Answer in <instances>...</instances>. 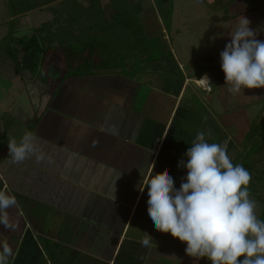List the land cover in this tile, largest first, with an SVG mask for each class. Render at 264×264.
<instances>
[{"label":"crops","instance_id":"obj_1","mask_svg":"<svg viewBox=\"0 0 264 264\" xmlns=\"http://www.w3.org/2000/svg\"><path fill=\"white\" fill-rule=\"evenodd\" d=\"M199 1L203 15L172 3L166 26L153 1L130 0L122 10L138 9L142 56H117L53 91L42 82L8 86L11 97L0 98L7 141L18 142L35 118L32 132L54 159L14 164L8 145L0 148V190L18 201L8 209L16 229L0 225L9 264H196L186 243L155 229L141 176L154 163L153 174L167 169L178 189L187 175L178 163L201 131L211 130L209 143L226 141L233 162L264 108V88L228 91L220 59L242 15L264 41V0ZM205 74L211 91L196 84ZM145 233L149 247L141 245Z\"/></svg>","mask_w":264,"mask_h":264},{"label":"clouds","instance_id":"obj_2","mask_svg":"<svg viewBox=\"0 0 264 264\" xmlns=\"http://www.w3.org/2000/svg\"><path fill=\"white\" fill-rule=\"evenodd\" d=\"M250 23L242 15L220 52L221 69L232 94L264 88V41L256 38ZM198 82L211 91L206 74ZM206 137H212L211 130L199 132L186 152L187 161H179L178 167L186 168L187 175L178 189L167 169L153 174L154 163L142 174L139 190L147 188L148 215L157 231L186 243L190 257L207 258L211 264H264V221L257 218L256 201L250 198L251 174L242 164H233L226 141L209 143ZM97 144L93 141L92 146ZM8 149L14 164L32 157L37 163H54L30 131L19 142L9 137ZM17 204L14 195L0 190V225L7 230L17 227L8 213ZM151 240L145 233L142 247H149ZM12 256L9 244H0V264H9Z\"/></svg>","mask_w":264,"mask_h":264},{"label":"trees","instance_id":"obj_3","mask_svg":"<svg viewBox=\"0 0 264 264\" xmlns=\"http://www.w3.org/2000/svg\"><path fill=\"white\" fill-rule=\"evenodd\" d=\"M8 10L9 30L6 33V53L15 62L19 71L32 75L43 70L41 82L50 84L46 63L56 55L57 64L65 69L62 79L88 75L97 66H106L117 56L134 54L141 45L142 35L139 18L133 6L108 14L102 0H5ZM166 26L169 25L173 0H153ZM137 3V2H136ZM47 8L51 18L32 28L29 35L14 36L11 28L15 19L34 9ZM113 57V58H110ZM121 61V60H120ZM43 74V73H42ZM35 118L26 121V132L33 131ZM19 142V141H18ZM8 143L7 140L4 141ZM3 145L0 146V148ZM264 108L258 122L254 123L249 138L244 142L242 153L233 164H242L251 174L248 185L250 197L254 180L260 181L263 194L262 209L258 219L264 221ZM241 259V258H240Z\"/></svg>","mask_w":264,"mask_h":264},{"label":"rangeland","instance_id":"obj_4","mask_svg":"<svg viewBox=\"0 0 264 264\" xmlns=\"http://www.w3.org/2000/svg\"><path fill=\"white\" fill-rule=\"evenodd\" d=\"M103 1L105 8L107 9L108 12L120 11L124 9L127 6V4H129L130 2V0H103ZM140 1L143 4L148 2L152 3L153 0H140ZM116 2H118V4ZM173 3L175 4V7H177L178 9L180 8L185 9L187 6L191 5L192 8H198L196 12L202 13V15L204 10H206L205 8H207V7L203 8L202 5L203 3H201V1L199 0L196 1L175 0L173 1ZM48 17H49V12H47L46 9H34L28 12L26 15H22L15 19V23L11 28V33L14 36L29 35L34 26H38L40 23L48 19ZM7 21H8L7 4L5 0H0V66L1 69H3L0 70V98H2L1 100L5 99V97L2 96L3 93L5 95L8 94L9 95L8 98L11 97L12 92L9 90L8 87L9 85H14V84L23 85L28 88L30 83L41 82V77L44 75L43 70L41 71L39 69L36 70V72L32 75L27 71H19L18 68L17 70L15 68L14 71L17 73L16 76H18L17 80L14 81L13 77H10V73L15 66V62L13 60L11 61L10 60L11 57L8 56L6 53V46L8 45V41L6 39V33H8V30L10 29L9 28L10 25L9 23H7ZM166 29H168V27H166ZM55 60H56V55L50 59L47 65L49 75L54 77L56 76V72H57L55 68ZM46 87L50 89V84H47ZM8 98H6L3 102L8 100ZM4 109H5L4 104L0 103V146L5 145L4 141L7 140L6 131L10 125V119L7 115V112H5ZM263 165H264L263 162L257 164L256 169L263 168ZM262 194H263L262 185L259 180L255 179L254 190L250 198L256 201L257 218L259 217V214L262 209V203L260 201V197L262 196ZM241 259H243V257H241ZM194 261L196 264H211L210 260H205L204 258H199V259L195 258Z\"/></svg>","mask_w":264,"mask_h":264},{"label":"water","instance_id":"obj_5","mask_svg":"<svg viewBox=\"0 0 264 264\" xmlns=\"http://www.w3.org/2000/svg\"><path fill=\"white\" fill-rule=\"evenodd\" d=\"M54 56L55 55L51 56V58L54 57ZM50 59L46 63V74L50 78V89L49 90L50 91H53L58 86V84L62 81L63 75L65 73V69H62L57 64V61H56L57 60V57H56V60H55V68L57 70L56 76L54 77V76L49 75V73H48V66L47 65H48V62L50 61Z\"/></svg>","mask_w":264,"mask_h":264},{"label":"built area","instance_id":"obj_6","mask_svg":"<svg viewBox=\"0 0 264 264\" xmlns=\"http://www.w3.org/2000/svg\"><path fill=\"white\" fill-rule=\"evenodd\" d=\"M201 78V77H200ZM200 78H198L197 80H196V84L198 85V86H200L199 85V82H198V80L200 79ZM201 87V86H200ZM202 89H204V90H208L207 88H204V87H201Z\"/></svg>","mask_w":264,"mask_h":264}]
</instances>
